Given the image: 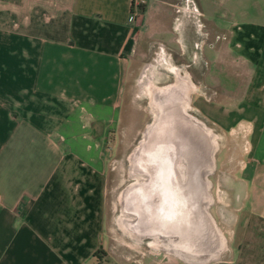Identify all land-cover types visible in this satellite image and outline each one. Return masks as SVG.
Wrapping results in <instances>:
<instances>
[{"label":"crops","instance_id":"0c3cea01","mask_svg":"<svg viewBox=\"0 0 264 264\" xmlns=\"http://www.w3.org/2000/svg\"><path fill=\"white\" fill-rule=\"evenodd\" d=\"M129 10V0H0V264H94L97 252L107 255L106 154L88 134L116 121L137 48L147 42L168 49L179 71L201 70V93L214 96L196 107L205 120L220 129L246 123L249 233L238 250L258 239L264 246V0H144L136 23ZM66 127L85 134L62 136ZM152 182L133 184L127 197L133 205L145 199L147 231L153 204L142 191ZM132 221L125 223L140 230Z\"/></svg>","mask_w":264,"mask_h":264},{"label":"rangeland","instance_id":"374dc122","mask_svg":"<svg viewBox=\"0 0 264 264\" xmlns=\"http://www.w3.org/2000/svg\"><path fill=\"white\" fill-rule=\"evenodd\" d=\"M247 3L244 2V4ZM204 4V1L198 2V8L203 13L206 10ZM190 8H192L191 4ZM147 9L148 5L143 13L144 22L148 17ZM140 12H143V10ZM196 19L195 13H190L192 24L197 27V32H200L198 28H201L202 25ZM200 21L206 25L207 17H200ZM164 24V26H167V20L164 21ZM185 24L188 25V22ZM189 26H191V23ZM200 33L202 34L203 32ZM163 36L161 34L153 35L157 39H161ZM195 51L196 49L190 48V59H198V53ZM136 54L131 65V71L124 84L116 121L112 123L110 128L104 129L105 132L103 134L98 129H95L96 133L94 136L88 134L90 139L96 140L94 143L98 144L95 150H101L106 154L105 163L107 164L105 176L107 186L105 193L106 214L109 221L108 240H106L107 255H104L103 252H97L94 264H110L112 262L187 264L178 256L182 250L187 251V253H196L194 255L196 257H209L207 259L210 260L204 264H264L263 239H258L257 242L253 239L255 241L254 245L251 248H244L242 255L239 254L240 251L238 250L241 242L244 241V236L249 233H247L242 224L245 200L244 192L241 191L245 180L244 164L246 158L249 157L246 137L248 128L246 123H241V125L234 126L231 129H220L217 123L215 124L202 117L196 108L201 104L199 100L204 97L213 101L214 96L211 89H205L206 95L201 93L203 92V87L198 85L196 81V78L199 79L201 77V70L197 72L195 67L186 68L190 79L195 85V92L191 95L190 113L204 123L216 138V150L213 154L212 165H210L213 168L211 174L206 176L201 174L200 178L198 175L191 176L190 183L187 182L191 190V197L185 201L184 206L174 205L176 202L173 200L183 201L186 198V192L184 194V192L177 191L168 198V200H173L172 204H167L171 206L169 208L171 221L166 224L163 221L159 222L155 218V212L159 207L157 205L158 202L156 203L154 199H162V197L154 191L151 193L150 189L142 191L145 194L144 197L152 196V208L151 205L147 207L150 210L152 209L153 212V234L148 235L146 230L147 223H142L138 227L140 230L136 229L133 232L142 237L139 242H137L138 240L130 241L119 230L117 226L118 216L123 206L126 210L129 209V207H126L127 205L124 203L122 195L123 193L126 197L132 195L131 189L133 184H136V182L132 183L135 179L131 176L130 170L132 171L133 165L134 167H142L140 165L144 164L142 162L144 154L146 156L151 155L152 158L155 157L153 153L149 154V151L153 152V143L148 145L149 147L145 144L143 147L139 146L143 130L150 122L148 98L144 88L152 84L161 86L170 82L173 77L169 71L171 66H178L183 70V66L178 63V59L175 56H169L168 49L160 48L157 43L147 42L143 46L140 45ZM205 57L208 58V55L205 54ZM199 63V66L203 68V63ZM210 68L211 73H213L214 66ZM243 70L244 67L239 69L238 72ZM72 132L73 134L78 132L82 135L85 134V129L80 128L77 131L73 127L61 129V135ZM205 139L206 137L204 141L207 140ZM139 149L142 152V161L136 157ZM169 151V157H172L173 161L172 164L174 162H181V164L186 162V160L175 159L176 153L171 148H169ZM205 156L207 157L203 159V164L201 165L203 169L210 161L207 147H205ZM152 158L148 159V163L149 167L153 168ZM236 171L237 174H235ZM174 181H176L175 178ZM176 187V185L172 186L174 189ZM127 188L129 191L125 190ZM144 200L141 201V204L139 201L134 202V206L131 203V212H143L145 207L141 206H144ZM163 211L166 212L168 210L163 209ZM150 236H155L153 238V246L147 244ZM215 248H220V251H223L221 254L219 253L218 258L212 255V259L210 254Z\"/></svg>","mask_w":264,"mask_h":264},{"label":"bare ground","instance_id":"6f19581e","mask_svg":"<svg viewBox=\"0 0 264 264\" xmlns=\"http://www.w3.org/2000/svg\"><path fill=\"white\" fill-rule=\"evenodd\" d=\"M169 71L173 76L170 82L161 86L152 84L144 88L148 98L150 122L143 130L142 140L139 146L143 147L144 144L148 146L153 143V151L156 155L160 153V156L156 158L153 157V168L149 167L148 163V159L151 158L146 156L143 161L144 164L140 165L142 167H134L133 165L130 174L135 179H133L134 182L132 183L136 182L138 185L143 182L153 181V187L150 190L151 193L154 191L162 197V199H154L156 203L158 202L157 205H159V203L172 204L173 199L168 200V198L171 197L174 192L179 191L184 192V194L186 192V198L183 201L173 200L176 202L174 205L184 206L185 201L191 197V190L187 185V182L190 183L191 176L198 175L199 177L201 174L204 176L211 174L213 168L210 165H212L213 154L216 150V138L213 132H210L204 123L200 122L190 113V100L191 95L195 92V85L192 83L189 75L179 71L175 66H171ZM205 137L207 139H205L206 141H204ZM205 147H207L210 161L208 163L209 165L207 164L205 169H203L201 165L203 164V159L207 157H204ZM169 148L176 153L175 159L186 160V162L182 164L181 162H174V164H172V157H169ZM140 153L141 149L138 150V155H136L137 153L135 154L136 157H139ZM157 168L161 169V171L157 172ZM174 178L176 181H174ZM175 185L177 186L176 189L172 188V186ZM125 190L127 191L128 188ZM131 197L133 199L132 195ZM122 198L127 205L126 207H129V209L126 210L123 206L117 219V226L124 234V237L128 238L130 241L138 240L137 242H139L142 240V237L133 233V230L129 228L125 222L130 218L131 221L137 220L138 222L144 223L141 218V216L144 215L138 212L132 213L130 210L132 206V204H130L131 201L129 202L128 198L124 196V193ZM170 207L171 206L165 207L168 210L166 212L159 207L155 212V218L159 222H165V224L170 222ZM147 221L148 223H153V214H151V216L150 214L148 215L146 222ZM147 233L151 235L153 234V230H148ZM154 237H149L150 240L147 243L149 246H153ZM217 242L219 243V241ZM218 247H220V245H218ZM222 251L223 250L220 251V248H215L210 254V257L212 259L213 257L218 258ZM195 254L196 253H187V251L185 252L182 250L178 256L187 264H204L210 260L207 259L209 257H196L194 256Z\"/></svg>","mask_w":264,"mask_h":264},{"label":"built area","instance_id":"2783aa9c","mask_svg":"<svg viewBox=\"0 0 264 264\" xmlns=\"http://www.w3.org/2000/svg\"><path fill=\"white\" fill-rule=\"evenodd\" d=\"M130 10L127 14V21L130 23H136L139 19L140 5L144 4V0H129Z\"/></svg>","mask_w":264,"mask_h":264},{"label":"water","instance_id":"95a60500","mask_svg":"<svg viewBox=\"0 0 264 264\" xmlns=\"http://www.w3.org/2000/svg\"><path fill=\"white\" fill-rule=\"evenodd\" d=\"M151 153H153L152 151H149V154H151ZM166 206H169V205H167V204H164V203H160L159 205H158V207H161V209L163 210V209H166L165 207ZM153 214V213H152ZM166 216H167V214H166Z\"/></svg>","mask_w":264,"mask_h":264},{"label":"trees","instance_id":"16d2710c","mask_svg":"<svg viewBox=\"0 0 264 264\" xmlns=\"http://www.w3.org/2000/svg\"><path fill=\"white\" fill-rule=\"evenodd\" d=\"M144 4L140 5V11L143 10Z\"/></svg>","mask_w":264,"mask_h":264}]
</instances>
